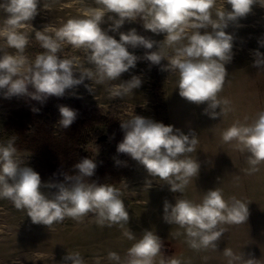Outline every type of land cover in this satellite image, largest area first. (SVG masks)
Returning <instances> with one entry per match:
<instances>
[{"label":"clouds","instance_id":"1","mask_svg":"<svg viewBox=\"0 0 264 264\" xmlns=\"http://www.w3.org/2000/svg\"><path fill=\"white\" fill-rule=\"evenodd\" d=\"M81 5V15L69 18L60 27L45 25L42 30L33 28L31 21L38 15L40 0H0V13L4 20L0 25V92L4 98L27 96L43 103L47 98L63 97L66 90L79 85L91 93L86 80L111 84L107 91L112 98H124L142 86V78L132 75L121 80L123 73L136 67L140 57L128 49L143 47V59L151 65L167 64L161 70L178 74L179 95L189 102L200 105L207 102L205 113L215 119L226 114L230 108L228 99L218 98L226 83L225 65L232 59L233 35L225 30L230 23L246 17L252 6L264 7V0H227L231 11L216 7L217 0H76ZM48 9V5H43ZM111 21L102 29L105 16ZM139 18L143 28L154 34H164L163 41H155L137 33L135 28L125 32L119 29L126 21ZM211 31H200L201 29ZM43 49L34 59L26 54L29 45L28 32ZM109 32L118 33L119 40ZM264 47V39L258 41ZM65 46L84 53L90 67H82L78 56L65 57ZM156 49L152 51V49ZM6 49H14L9 53ZM254 66H264V54L254 51ZM31 89V90H30ZM75 95V92L72 93ZM220 107L217 113L215 109ZM62 129L69 128L77 119V110L59 105ZM38 112L39 109L33 108ZM123 139L117 144L118 154H126L139 162L148 175L166 181L173 193H183L193 177H197L200 165L189 154L196 151L198 136L194 130L188 134L172 125L151 118L132 114L121 121ZM225 143L235 141L241 151L248 153V174L259 171L264 163V111H260L251 123L235 122L222 133ZM16 136L0 143V198L9 199L18 210H25L34 224L48 227L63 222L65 218L80 220L93 214L100 225H118L124 228L129 213L121 199V190L112 184L89 182L97 168L93 159L82 158L74 164L76 175H65L63 182L42 184L39 173L31 167L22 166L15 147ZM115 165H121L115 159ZM239 180V177H236ZM145 185L150 188L151 180ZM55 188L47 195L42 188ZM248 203L232 197L225 200L222 190H209L200 203L188 199H176L172 204L163 202V220L185 229L187 242L193 249H218L225 229L222 224H240L249 216ZM180 233H177L179 235ZM123 235L135 242L127 250L125 258L109 252L108 259L116 264H181L176 258H163L161 238L153 231L145 230L137 239L133 232ZM229 264L243 260V264H257L255 258L245 259L225 248ZM205 259H207L205 257ZM71 264H85L79 252L64 257ZM100 264V258H96Z\"/></svg>","mask_w":264,"mask_h":264},{"label":"rangeland","instance_id":"2","mask_svg":"<svg viewBox=\"0 0 264 264\" xmlns=\"http://www.w3.org/2000/svg\"><path fill=\"white\" fill-rule=\"evenodd\" d=\"M87 3L95 6L94 0H87ZM43 5H48V9ZM216 7L232 10L227 0H217ZM80 15L81 5L76 0H40L38 15L31 24L36 30H42L45 25L58 28L69 18ZM108 15L114 14L105 16L102 29H107L111 23ZM3 20L4 15L0 13V25ZM132 28L155 41L164 39V34L146 31L139 18L133 22L126 21L119 31L126 33ZM200 31L203 33L211 29ZM225 31L234 38L232 59L225 65L228 75L218 98L228 99L230 110L215 119L205 113L207 102L197 105L182 98L177 85L178 74L161 70V66L168 63L167 60H162L161 65H151L144 60V53L149 50L143 47L128 49L140 59L135 68L122 74L121 80L127 81L132 75H139L143 81L140 88L128 95V99L109 96L108 87L120 81L96 84L86 80L85 84L91 85L93 92L90 93L82 84L66 90L63 97L52 96L43 103L27 96L6 99L0 92V143L16 136L17 157L22 166L31 167L43 176L42 184L63 182L65 175L72 170L78 173L75 168L61 169L60 173L42 167L40 170L36 164L34 151L38 147L39 135H44L47 128L58 130V106L71 107L70 102L80 99L87 104L85 107L97 108L104 121L82 129L78 149L80 157L75 160L79 162L82 158H89L96 165L108 163L110 168L104 174V184H112L121 190V199L129 213V221L124 228L118 225L109 227L107 223L100 225L91 213L80 220L65 218L63 222L48 227L34 224L25 210H18L11 200L0 198V264H71L64 257L75 252H79L85 264H96L97 257L100 264H116L107 258L108 253L116 252L123 260L135 242L123 235L126 229L132 231L137 239L145 230L155 232L164 245L163 258H176L181 264H229V258L224 255L225 248L231 249L235 255H244L245 259L255 258L257 264H264V163L259 166L258 172L248 174V153L241 151L235 141L225 143L222 140L223 131L233 123H251L260 111H264V66H254V51L264 54V47L258 43L264 39V7L253 5L246 17L230 23ZM108 34L119 40L118 33ZM28 35L30 42L25 54L34 59L43 49L36 41L34 32L29 31ZM6 51L12 53L15 50ZM58 55L78 56L82 67H90L84 53L71 46H65ZM143 97L147 98L146 103ZM33 108L39 111L34 112ZM215 111L219 113L220 107ZM132 114L172 125L185 134L190 130L196 132L199 142L196 151L189 156L196 159L200 168L197 177L190 180L183 193L171 192L166 181L150 177L139 162L126 154L117 153V144L124 135L121 121ZM42 125H45L43 129L40 128ZM55 130L51 132L58 135L59 132ZM114 158L119 159L121 165H115ZM147 180L152 182L150 188L145 185ZM217 187L222 190L225 200L230 201L235 197L248 203V219L240 224L220 225L225 231L218 249H193L187 242L185 229L163 220V202L166 199L174 204L176 199L184 198L200 203L207 191ZM42 191L51 195L56 189L45 187ZM156 264H159V257ZM234 264H243V260Z\"/></svg>","mask_w":264,"mask_h":264},{"label":"trees","instance_id":"3","mask_svg":"<svg viewBox=\"0 0 264 264\" xmlns=\"http://www.w3.org/2000/svg\"><path fill=\"white\" fill-rule=\"evenodd\" d=\"M71 108L77 110L78 116L75 122L67 129H62L58 126V130L54 128L45 129L44 135H39V143L37 149L34 151L37 157V167L41 170V167L44 169H51L56 173H60L61 169L74 168V164L78 163L77 157H80L79 146V137L82 132V129L85 126H91L94 124H102L104 118H101L100 113H98L97 108H87L85 104L80 99H75L70 102ZM46 125V124H45ZM45 125L40 126L41 129ZM54 132H59L58 135L53 134ZM52 131V132H51ZM61 131V132H60ZM56 137V138H55ZM110 165L108 163H100L97 165L95 174L92 177H89V182H97L99 184L105 183V173L109 171ZM69 175H76L73 170L69 172ZM106 173V174H107ZM41 178L43 176H40Z\"/></svg>","mask_w":264,"mask_h":264},{"label":"crops","instance_id":"4","mask_svg":"<svg viewBox=\"0 0 264 264\" xmlns=\"http://www.w3.org/2000/svg\"><path fill=\"white\" fill-rule=\"evenodd\" d=\"M140 95H141V94H140ZM129 97H130V96H126V97H124L123 99H128ZM139 97H140V96H139ZM142 99H143L145 102H144L143 100H140V102H144V103L147 102V98H144V97H143ZM131 101H133V100H131Z\"/></svg>","mask_w":264,"mask_h":264}]
</instances>
